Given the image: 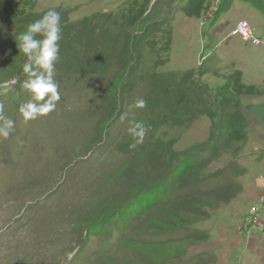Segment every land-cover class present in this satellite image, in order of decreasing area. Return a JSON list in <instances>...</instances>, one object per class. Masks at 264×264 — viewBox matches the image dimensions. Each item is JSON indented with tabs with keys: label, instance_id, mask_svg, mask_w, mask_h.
I'll list each match as a JSON object with an SVG mask.
<instances>
[{
	"label": "rangeland",
	"instance_id": "obj_1",
	"mask_svg": "<svg viewBox=\"0 0 264 264\" xmlns=\"http://www.w3.org/2000/svg\"><path fill=\"white\" fill-rule=\"evenodd\" d=\"M175 2L0 0V83L18 79L12 89L0 90L5 115L15 121L11 135L0 138V264H222L219 252L232 243L233 231L244 239L254 233L255 216L264 220V184L256 191L254 178L243 176L246 161L264 153V134L248 133L240 109L245 98L248 109L264 114V103L255 101L247 87L235 91L231 78L223 81L221 75H205L201 66L194 68L202 54L216 50L215 43L200 55L182 39L173 48L169 13ZM231 2L188 0L191 14L203 17L195 18V29L202 22L206 30L204 19L221 15ZM249 2L264 10V0ZM51 8L61 14L62 42L66 36L77 38L76 30L87 18L113 25L111 34L117 41L120 37L117 54L127 33L132 39L143 33L146 38L130 47L127 63L133 76L121 81L115 80L116 67L102 73L103 45L91 49L92 70H84L88 60L82 43L74 44L83 58L80 70L60 50L55 78L61 100L47 116L25 123L18 109L29 96L20 86L26 76L16 36ZM227 13L235 19L236 12ZM253 20L259 21L257 14ZM241 22L256 36L249 20L237 25ZM224 48L220 44L215 56ZM186 72L197 99L202 83L212 98L239 101L244 119L236 113L221 123L220 113L210 117L191 112L180 92L170 100L162 95L163 85ZM232 78L238 80L237 75ZM157 81L161 88H155ZM138 98L146 100V107H132ZM212 98L205 103L217 111L218 100ZM134 120L145 124L147 134L131 148L135 141L128 127ZM155 180V186L145 187H162L153 200L141 188ZM247 190L253 193L250 197L244 196ZM108 230L121 234L119 245L101 241ZM250 258L258 262L237 264H264L256 253Z\"/></svg>",
	"mask_w": 264,
	"mask_h": 264
},
{
	"label": "crops",
	"instance_id": "obj_2",
	"mask_svg": "<svg viewBox=\"0 0 264 264\" xmlns=\"http://www.w3.org/2000/svg\"><path fill=\"white\" fill-rule=\"evenodd\" d=\"M176 2L175 10L169 13V16L173 13L170 18L173 48H175L177 42H180V39H182V44L184 46H194L192 53L200 55L215 43L216 50L211 49L206 56L202 54L200 61H197L194 68L201 66L206 73L205 75H221L225 78L223 81H227V79L237 75V81H240L244 87L249 88V90L256 95L254 100L264 103V19H262L260 15L261 12L264 13L263 8L258 10L249 0H232L229 7L224 8L221 15L216 16L210 14L204 19V23H207V29L205 30V25L203 27L202 22L199 24L198 28L195 29V18L201 19L202 21L203 17L197 18L191 14L192 11H190L189 7L192 4L189 5L188 0H176ZM248 3H251V5ZM237 7L241 10H237ZM228 11L229 13L231 11L236 12L234 13L236 15L234 20L228 19ZM256 14L259 21L255 23L253 16ZM241 20H249L251 22L250 25L252 28L257 31L255 35L257 38L259 37L258 39H260L261 42L260 45H253L250 42L244 41L239 35L232 34V31ZM220 44L225 45L223 53L220 56H215ZM171 52H174V50ZM211 58H213V61L207 64V61ZM246 101L247 99L245 98L241 99L240 109L245 116L248 133L255 132L256 134H264V114H257V112L248 109L249 103ZM262 107H264V104H262ZM252 125H255L256 129L250 130ZM262 148L264 150V147ZM245 166L248 171L245 172L243 176L246 175L250 178H254L257 183L256 191H259L260 187L264 184V153L259 155V158L253 157L248 159ZM252 194L250 190H247L244 196L250 197ZM263 227V223L260 222L258 225L254 226L252 230L254 233L250 236L248 235V237L244 239L240 238L236 231H233L232 243L221 247L218 257L220 263L221 260L223 261L222 264H237L244 260L258 262L250 258V254L252 253L258 254L261 263H264ZM219 230L221 231V229ZM235 243L236 247L234 248L231 244Z\"/></svg>",
	"mask_w": 264,
	"mask_h": 264
},
{
	"label": "clouds",
	"instance_id": "obj_3",
	"mask_svg": "<svg viewBox=\"0 0 264 264\" xmlns=\"http://www.w3.org/2000/svg\"><path fill=\"white\" fill-rule=\"evenodd\" d=\"M62 30L61 14L51 8L16 36L19 53L24 57L21 70L26 76L20 86L29 96L18 109L25 123L47 116L61 100L55 65L59 58ZM17 82L18 79L13 77L0 83V90L7 92ZM146 104V100L138 98L132 107L142 109ZM14 126L15 121L5 115L4 105L0 104V138L7 139L14 131ZM128 133L135 141L130 147L135 148L137 144L143 143L147 128L142 121L134 120L129 124Z\"/></svg>",
	"mask_w": 264,
	"mask_h": 264
},
{
	"label": "trees",
	"instance_id": "obj_4",
	"mask_svg": "<svg viewBox=\"0 0 264 264\" xmlns=\"http://www.w3.org/2000/svg\"><path fill=\"white\" fill-rule=\"evenodd\" d=\"M130 16V14H129ZM113 25L107 26V25H103L101 24V22H92V18H87L85 20H83V24L80 25V31L76 30V35L77 38L73 39L70 36H66V40L64 42L60 41V50L63 51V54L67 57V59L69 60V63L74 67H76V70L78 68V70H80V67L82 65V60L83 58H81V56L79 55V53H81V51L78 53L77 50V46H74V44L76 43V41L78 43H82L84 49V53L87 54L85 57H87V62L88 65L85 69L87 70H92L91 64L89 62V60H93L94 57L90 54L91 53V49L94 48V50H98V45L101 44L104 47H106V49L103 50V55L101 56V60L102 63L100 64V69L102 71V73L108 72L111 68H118V72L115 73V80L117 81H121L125 78V76L128 77H132L133 76V71L131 69V66H129V63H127V56L130 54V47H132L134 44H136L138 46V44L140 43V41L144 38H146V35L143 33L141 35H138L137 40L136 39H132L131 36L127 33L126 36L124 37V40L126 41L124 44V49L121 51L120 54H117L116 51V43L119 41H117V37L113 36L111 33L113 31L112 29ZM118 26V22L116 23V27ZM122 26V25H121ZM104 28V33H97V31L101 28ZM71 28V27H70ZM74 29H70V32L72 33ZM170 38V36H169ZM100 40V41H99ZM136 41V42H135ZM81 44V45H82ZM102 49V48H101ZM96 51V53L94 54H98ZM63 55V56H64ZM90 64V65H89ZM80 65V67H78ZM131 74V75H130ZM183 75L180 76L179 78H176L177 81H170L169 84L167 86H164L165 91L163 92L162 95H164L166 98H168L169 100L172 98L170 97L171 95H173L174 93H181V97L180 99L184 102H189L192 106H191V112L195 113V114H207L210 117H214L216 114L220 113L219 119L220 122L222 123V120L224 119L225 116H232V117H237L235 114L238 113V115L240 114V112H238V103L239 101L234 100L233 98H227L223 95H217L216 97L212 98L211 94H210V89L209 87H207L206 85L199 83L201 85V90L202 92V97L200 99H197L196 97V93H195V85L191 82H189L188 77L190 76L191 73L186 72V73H182ZM114 80V81H115ZM235 82V91H242L244 86L240 83V81H234L231 78L230 82ZM159 84L162 85L161 82H156L155 84V88H161L159 86ZM187 84V85H186ZM229 88H224L223 90H226ZM168 90V92H167ZM222 91V88H221ZM222 93V92H221ZM222 96V98L220 97ZM203 98V99H202ZM216 99L218 100V110L215 111V109H212L211 104H207L205 103L206 99ZM179 99V97H178ZM215 101V100H214ZM198 104V106H197ZM199 104L201 105V107H199ZM233 104V105H232ZM222 105V107L220 106ZM233 106V108H232ZM232 110H231V109ZM222 109V110H221ZM229 111L228 113H226V111ZM218 112V113H217ZM237 118L239 119H244L243 116L240 114ZM187 123V122H184ZM184 123H178V125H185ZM245 123V122H243ZM201 151H205V149L201 150ZM183 162V161H182ZM179 166V165H178ZM170 175H172L170 173ZM159 175H157L156 177H158ZM158 180H155L153 183H149L148 186H144L141 188V194H148L150 193L151 195H154V197L156 196V192L159 191L162 187H158L156 186L154 189H146L145 187H150L152 186L154 183H156ZM166 184V183H165ZM155 186V185H153ZM149 190H153V191H149ZM149 191V192H148ZM140 194V195H141ZM159 197V196H157ZM157 197H155L153 200L158 199ZM144 203H149V202H144ZM121 213H125L124 209H122ZM109 232H107L106 236L104 239H101V241H107V242H113L116 245H119L120 242V236L121 234L118 232L114 233L112 232V230H108ZM92 238H97L96 235H93ZM114 248V247H113ZM111 250V249H110ZM109 250V251H110ZM108 252V251H107Z\"/></svg>",
	"mask_w": 264,
	"mask_h": 264
},
{
	"label": "built area",
	"instance_id": "obj_5",
	"mask_svg": "<svg viewBox=\"0 0 264 264\" xmlns=\"http://www.w3.org/2000/svg\"><path fill=\"white\" fill-rule=\"evenodd\" d=\"M234 34H238L239 36L243 37V39H245L246 41L250 42L253 45L258 46L261 44L260 39L254 36L252 31H250L247 22H241L239 25H237ZM260 217L261 219L259 218V216H255L253 218V223H255V225L259 224L260 222H262L264 225L263 216L261 215Z\"/></svg>",
	"mask_w": 264,
	"mask_h": 264
}]
</instances>
